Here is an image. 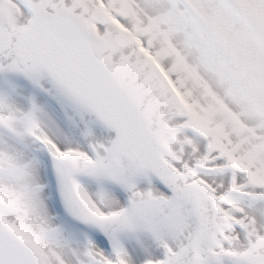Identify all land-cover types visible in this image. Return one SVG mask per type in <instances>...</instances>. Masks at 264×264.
I'll return each instance as SVG.
<instances>
[{
    "label": "snow or ice",
    "instance_id": "1",
    "mask_svg": "<svg viewBox=\"0 0 264 264\" xmlns=\"http://www.w3.org/2000/svg\"><path fill=\"white\" fill-rule=\"evenodd\" d=\"M0 264H264V0H0Z\"/></svg>",
    "mask_w": 264,
    "mask_h": 264
}]
</instances>
